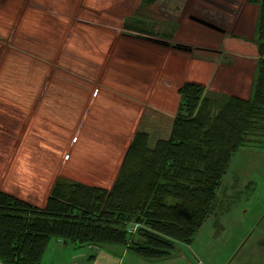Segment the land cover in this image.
<instances>
[{
    "label": "rangeland",
    "instance_id": "1",
    "mask_svg": "<svg viewBox=\"0 0 264 264\" xmlns=\"http://www.w3.org/2000/svg\"><path fill=\"white\" fill-rule=\"evenodd\" d=\"M140 1L0 0V189L41 207L56 177L108 188L135 130L168 137L183 83L248 96L256 21L216 30L182 0ZM136 9L149 32L124 28ZM263 238L264 142L232 156L191 243L121 264H264Z\"/></svg>",
    "mask_w": 264,
    "mask_h": 264
},
{
    "label": "trees",
    "instance_id": "2",
    "mask_svg": "<svg viewBox=\"0 0 264 264\" xmlns=\"http://www.w3.org/2000/svg\"><path fill=\"white\" fill-rule=\"evenodd\" d=\"M248 2L258 6L248 96L183 83L168 137L150 146L148 133L135 130L108 188L56 177L41 207L0 189L2 264H40L52 239L117 246L153 260L175 242L191 243L232 156L264 142V0ZM123 26L149 32L138 9Z\"/></svg>",
    "mask_w": 264,
    "mask_h": 264
},
{
    "label": "crops",
    "instance_id": "3",
    "mask_svg": "<svg viewBox=\"0 0 264 264\" xmlns=\"http://www.w3.org/2000/svg\"><path fill=\"white\" fill-rule=\"evenodd\" d=\"M208 8V11L204 12L203 7H200V3L198 4L197 0H184L182 12L190 15L191 11H195L201 12V14L203 13L202 15H207V19L210 20L209 25L213 26L216 30L230 29L239 31L245 30L247 24H254L258 12V6L249 3L248 0H227L225 3L216 2L213 8L212 6ZM217 10H222V12L230 14L231 17L228 18L224 16L223 20L217 18V16L224 14L221 12L217 13ZM209 16H212L213 19L211 20ZM191 17L193 20H200L196 16ZM215 20L221 21L220 24L215 22ZM188 28L189 30L195 28V25L188 24ZM212 41L215 42L216 37L215 39L212 38ZM43 204L41 206H43ZM261 245L264 247V238ZM125 251L128 252L121 247L104 249L90 245L74 246L58 239H52L48 244L40 264H121L123 259L122 255ZM0 264L2 263L0 262Z\"/></svg>",
    "mask_w": 264,
    "mask_h": 264
},
{
    "label": "flooded vegetation",
    "instance_id": "4",
    "mask_svg": "<svg viewBox=\"0 0 264 264\" xmlns=\"http://www.w3.org/2000/svg\"><path fill=\"white\" fill-rule=\"evenodd\" d=\"M183 1L184 0H182L181 3H180V9H181V11H182V8H183Z\"/></svg>",
    "mask_w": 264,
    "mask_h": 264
},
{
    "label": "built area",
    "instance_id": "5",
    "mask_svg": "<svg viewBox=\"0 0 264 264\" xmlns=\"http://www.w3.org/2000/svg\"><path fill=\"white\" fill-rule=\"evenodd\" d=\"M263 59H264V56H263ZM134 229H135V227L132 230H134Z\"/></svg>",
    "mask_w": 264,
    "mask_h": 264
}]
</instances>
